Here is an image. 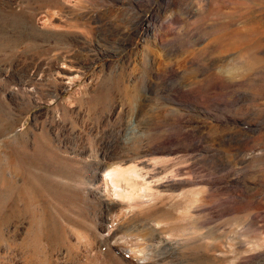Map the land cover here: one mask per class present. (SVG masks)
Here are the masks:
<instances>
[{
	"label": "rangeland",
	"instance_id": "rangeland-1",
	"mask_svg": "<svg viewBox=\"0 0 264 264\" xmlns=\"http://www.w3.org/2000/svg\"><path fill=\"white\" fill-rule=\"evenodd\" d=\"M263 12L264 0H0V264H264V51L247 30ZM195 155L196 186L103 179L145 158L170 159L156 178L189 179Z\"/></svg>",
	"mask_w": 264,
	"mask_h": 264
},
{
	"label": "bare ground",
	"instance_id": "bare-ground-1",
	"mask_svg": "<svg viewBox=\"0 0 264 264\" xmlns=\"http://www.w3.org/2000/svg\"><path fill=\"white\" fill-rule=\"evenodd\" d=\"M186 0H166V3H171L173 6L179 5L181 3H184ZM192 12V11H191ZM197 12V10H196ZM176 15H171L168 16V18L173 19V17L175 18L174 20H176ZM167 17V16H165ZM262 19H264V12L262 14ZM150 25V23H149ZM150 30L151 31H155L154 27L150 26ZM247 30H248V40L250 42L251 45V50L253 51L254 55L256 54V52L261 53L264 51V20H257L256 18H253L251 20H247ZM159 41H162V38L160 36H158ZM257 48H260L259 51H257ZM253 53H249V59H248V72L250 74L249 77L250 79L253 77V75L256 73V71L259 70V66L255 65V59H253ZM256 56V55H255ZM246 65V66H247ZM61 73H63V75L68 76L69 74H71V71L68 70L67 68H65L64 66H62L61 68ZM176 91H182L184 89L187 88V85H182V87L178 86L175 87ZM237 124L243 123L248 124L249 127H252L253 123L250 122L248 119H243V120H236ZM256 123H260V122H256ZM255 124V123H254ZM185 125L181 127L182 130H185ZM193 132H185V135L187 137H192ZM232 137V136H231ZM174 137L173 135L167 136V138H164L160 143L161 144H167V143H171L173 141ZM161 149L158 148L157 151H160ZM170 162V159H142L140 161V165L142 166L141 168H137V167H131L128 169H124L123 171L120 169V171L117 170L118 173H114L113 171H109L106 172V174H103V179L106 180V183L109 181L112 183V185H116L114 188V190L117 192V188L118 191H121V188L118 186L120 185L121 179H125V181L127 182H131L132 180L138 179V178H142L143 180H145L146 182H150L155 184L156 186L160 187L163 185H171L175 190H178L181 187H185V186H196L198 184L201 183V181L203 180L202 176H200V170H201V165H200V158L198 155L194 156V164H193V169L191 171L192 175L190 177H188L189 179H185L186 177H172V175L170 176H162V178H156V176H160V174H162L167 168H168V163ZM108 171V170H107ZM180 172L181 170L178 169L177 172ZM171 173V172H170ZM168 174V173H167ZM174 176H176V174L174 173ZM195 177V178H192ZM120 178V180H119ZM107 183V184H108ZM119 183V184H118ZM117 194V193H116ZM119 194V192H118ZM143 195H147V192H144ZM144 197V196H142ZM106 205L110 208V207H115L116 204L114 202H112L111 200H105ZM191 204V203H190ZM203 207L202 204H200L198 198L193 199L192 204H191V210L190 212H192L193 215V219L195 224L198 223V218L196 217L195 214L198 213V210H200ZM211 210L212 207H209ZM147 223V222H146ZM147 225L151 228V230L153 231L151 234L152 239H156V235L155 232L157 230L158 227L161 226V224L159 223H147ZM197 233V227H196V232ZM151 238V237H150ZM162 242H165V244L169 247H171L170 249H172L173 251H176L178 246H179V242L177 241H172L170 240L168 237L163 238ZM180 241V240H179ZM178 244V246H177ZM162 245V244H161ZM182 245V244H181ZM256 253L255 254H250L247 255L246 258L247 259H251L256 257Z\"/></svg>",
	"mask_w": 264,
	"mask_h": 264
}]
</instances>
